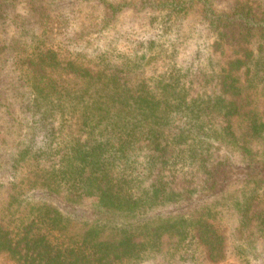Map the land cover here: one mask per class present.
<instances>
[{"label": "trees", "instance_id": "1", "mask_svg": "<svg viewBox=\"0 0 264 264\" xmlns=\"http://www.w3.org/2000/svg\"><path fill=\"white\" fill-rule=\"evenodd\" d=\"M200 1L210 49L224 58L211 74L198 70L183 80L173 70L146 81L136 63L92 69L60 62L49 48L20 58L29 126L23 177L39 198L18 222L3 214L14 206L13 189L1 203L2 264H225L219 209L233 186L264 184V121L255 92L258 75L264 76V62L255 57L264 42V14L238 4L214 11L210 0ZM99 2L106 23L129 7L125 0ZM142 2L139 10L168 18L182 8L177 0ZM73 77L80 90L66 83ZM212 113L225 120L221 130L207 121ZM177 116L183 122L172 131ZM233 120L248 124L260 152L211 160L181 139H236ZM53 197L94 199L90 224L73 230L76 220ZM233 207L242 215L250 209L236 198Z\"/></svg>", "mask_w": 264, "mask_h": 264}, {"label": "rangeland", "instance_id": "2", "mask_svg": "<svg viewBox=\"0 0 264 264\" xmlns=\"http://www.w3.org/2000/svg\"><path fill=\"white\" fill-rule=\"evenodd\" d=\"M105 1L117 4L122 0ZM125 1L129 7L106 23L99 0H0V204L7 201L13 189L14 206L3 213L13 221L21 220L39 198L23 177L28 168L23 160L28 154L29 126L24 107L28 90L20 58L49 48L60 62L70 59L92 69L136 63L143 67L140 78L146 81L166 78L173 70L184 76L198 70L211 74L223 65V56L210 49L213 36L202 21L205 7L200 0H177L182 3L181 12L170 18L163 11L139 10L143 0ZM209 4L214 11L230 12L238 4L249 6L253 14H264V0H210ZM260 46L262 51L255 57L264 62V42ZM127 79L131 81V77ZM205 81L207 90L211 80L208 77ZM66 83L75 91L83 86L74 77ZM256 83L258 113L264 121V76L259 74ZM207 121L220 130L226 126L216 113L207 116ZM182 122V117L177 116L170 130H177ZM232 127L237 138L225 136L220 143L194 141L185 135L181 139L192 150L204 151V158L211 160L221 156L237 160L246 150L260 152L258 137L250 134L247 123L233 120ZM39 146L41 143L36 141L35 148ZM44 165L41 163V167ZM235 198L249 205L246 215L233 207ZM228 199L219 209L220 221L226 228L225 264H264V184L233 186ZM51 202L76 220L72 227L77 231L90 224L89 214L96 210L91 198L53 197Z\"/></svg>", "mask_w": 264, "mask_h": 264}]
</instances>
